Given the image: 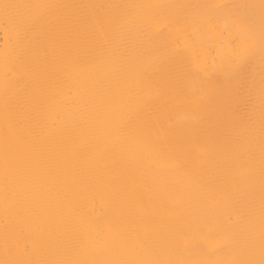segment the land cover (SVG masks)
I'll list each match as a JSON object with an SVG mask.
<instances>
[{"label": "bare ground", "instance_id": "bare-ground-1", "mask_svg": "<svg viewBox=\"0 0 264 264\" xmlns=\"http://www.w3.org/2000/svg\"><path fill=\"white\" fill-rule=\"evenodd\" d=\"M0 264H264V0H0Z\"/></svg>", "mask_w": 264, "mask_h": 264}]
</instances>
